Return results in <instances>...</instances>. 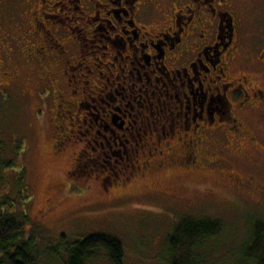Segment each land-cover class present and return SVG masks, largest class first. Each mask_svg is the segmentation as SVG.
Masks as SVG:
<instances>
[{"label":"flooded vegetation","instance_id":"af4514ba","mask_svg":"<svg viewBox=\"0 0 264 264\" xmlns=\"http://www.w3.org/2000/svg\"><path fill=\"white\" fill-rule=\"evenodd\" d=\"M253 1L255 28L248 30L242 0H0V81L19 77L3 71L18 50L14 57L42 83L37 119H46L53 105L54 150L82 144L73 168L86 161L97 177L111 173L104 158H119L113 167H121L99 184L104 192L199 167L225 175L232 191L255 189V174L235 175L226 158L207 153L228 151L233 142L241 151L261 144L264 154V134L249 125L252 118L264 121V0ZM126 98L133 99L125 108L135 112L141 133L122 144L132 126L114 104ZM95 100L104 106L91 114Z\"/></svg>","mask_w":264,"mask_h":264},{"label":"rangeland","instance_id":"374dc122","mask_svg":"<svg viewBox=\"0 0 264 264\" xmlns=\"http://www.w3.org/2000/svg\"><path fill=\"white\" fill-rule=\"evenodd\" d=\"M240 12L246 20V29H252L256 15L254 1L242 0ZM16 54L18 50L13 51L10 61L3 62V71L19 77L13 79L10 74L7 80L5 76L0 81V203L8 202L16 209L17 218L20 213L26 216L22 238L31 239L36 264H64L67 244L93 234L109 235L120 241L122 264H172L179 258L177 255L185 252L180 248L171 251L166 239L176 220L182 217L207 218L219 225L215 235L192 247L189 254H193L195 264L239 262L252 224L264 223L261 144L256 150L241 151L232 142L228 151L215 147L212 153L207 152L212 159L226 158L231 166L225 167L235 175L244 178L255 174V189L232 191L233 185L225 175L217 174L210 167H199L189 172L171 170L148 177L133 188H110L104 192L99 184L108 182L107 177L111 178L113 171L121 167H113L114 159L119 162V158H104L102 165L110 162L111 173L105 171L97 177L90 171L95 167L86 161H77L73 168L74 153L82 144H67L60 151L54 150L52 143L58 135L48 110L53 105L46 109V119L39 121L36 93L42 83L34 78L24 59L14 57ZM91 85L100 83L91 81ZM137 94L134 92V98ZM128 100L133 104L131 98L114 104L121 110L119 116L122 118L125 114V123L132 126L131 133L121 138L122 144L125 138L131 141V136L137 140V133H141L133 123L135 112L125 108ZM90 104L91 114L104 106L98 100ZM193 115L190 105L187 117L190 119ZM249 125L264 134V121L260 117L252 118ZM117 148L121 147H113L112 152ZM121 156L124 157L122 153ZM130 162L125 160L129 165ZM68 171L81 173V179L89 178L86 181L68 179L65 175ZM50 201L49 215L40 218L42 207ZM243 262L254 264L248 259ZM83 264L111 262L104 252L97 251Z\"/></svg>","mask_w":264,"mask_h":264},{"label":"trees","instance_id":"16d2710c","mask_svg":"<svg viewBox=\"0 0 264 264\" xmlns=\"http://www.w3.org/2000/svg\"><path fill=\"white\" fill-rule=\"evenodd\" d=\"M8 202L0 203V264H36V255L31 239L23 240V229L27 222L22 213L15 216V210ZM172 231L167 235V246L180 248L179 258L172 264H195L192 247L199 241L216 234L217 222L203 218L182 217L176 220ZM176 249V250H177ZM64 264H83L97 251L104 252L111 264H122V247L116 238L93 234L81 240L68 243ZM251 260L254 264H264V223L256 221L252 224L248 239L241 250V258L237 264H245L243 260Z\"/></svg>","mask_w":264,"mask_h":264}]
</instances>
